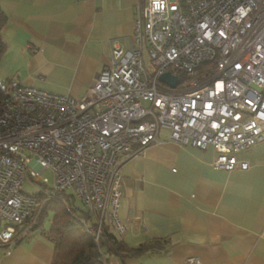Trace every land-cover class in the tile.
<instances>
[{"label": "built area", "instance_id": "obj_1", "mask_svg": "<svg viewBox=\"0 0 264 264\" xmlns=\"http://www.w3.org/2000/svg\"><path fill=\"white\" fill-rule=\"evenodd\" d=\"M161 128L212 147L215 168H249L239 152L264 140V0H146L130 47L113 45L82 97L0 78V244L29 236L27 220L63 191L98 213L96 242L105 223L124 233L120 157L159 142Z\"/></svg>", "mask_w": 264, "mask_h": 264}, {"label": "crops", "instance_id": "obj_2", "mask_svg": "<svg viewBox=\"0 0 264 264\" xmlns=\"http://www.w3.org/2000/svg\"><path fill=\"white\" fill-rule=\"evenodd\" d=\"M145 1L0 0L8 17L0 78L84 96L111 64L113 45L130 47ZM158 139L120 157L128 228H112L127 247L154 241L155 250L107 253V263L185 264L198 256L201 264H264V140L239 152L248 169L224 170L213 166L212 147L173 141L167 128ZM54 253L53 242L36 229L0 244V264H51Z\"/></svg>", "mask_w": 264, "mask_h": 264}, {"label": "trees", "instance_id": "obj_3", "mask_svg": "<svg viewBox=\"0 0 264 264\" xmlns=\"http://www.w3.org/2000/svg\"><path fill=\"white\" fill-rule=\"evenodd\" d=\"M7 18L0 5V62L7 49L1 36V29ZM78 200L68 191L58 192L43 203L38 215L27 220L32 231L42 230L53 242L55 253L51 264H108L107 253L137 256L155 250L154 241L127 247L113 232L109 223L102 226L99 242H96L89 228L96 226L98 213L79 206ZM50 212H53V216L49 227H45L44 222Z\"/></svg>", "mask_w": 264, "mask_h": 264}, {"label": "rangeland", "instance_id": "obj_4", "mask_svg": "<svg viewBox=\"0 0 264 264\" xmlns=\"http://www.w3.org/2000/svg\"><path fill=\"white\" fill-rule=\"evenodd\" d=\"M145 60H146V63L148 65L149 69H152V65H151V62H150V57H149V54H148L147 50L145 52ZM44 175H47L48 177H50V179H51L50 183H52V178H53L52 171L51 170H47V171L44 172ZM77 203H78L79 206H83L84 207V205L82 204V202L80 200H78ZM52 216H53V212H50L49 215L46 217L45 222H44L45 227H48L50 225ZM107 222H108V220H107Z\"/></svg>", "mask_w": 264, "mask_h": 264}, {"label": "water", "instance_id": "obj_5", "mask_svg": "<svg viewBox=\"0 0 264 264\" xmlns=\"http://www.w3.org/2000/svg\"><path fill=\"white\" fill-rule=\"evenodd\" d=\"M160 79L164 82H167L168 84H170L172 87H175L178 83V77L174 74H172L171 71H166L163 72L160 75Z\"/></svg>", "mask_w": 264, "mask_h": 264}]
</instances>
